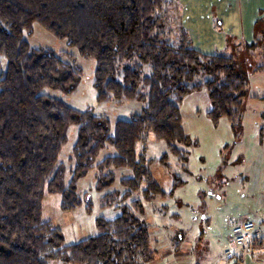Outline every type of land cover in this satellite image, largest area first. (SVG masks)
<instances>
[{"label":"trees","instance_id":"1","mask_svg":"<svg viewBox=\"0 0 264 264\" xmlns=\"http://www.w3.org/2000/svg\"><path fill=\"white\" fill-rule=\"evenodd\" d=\"M165 11L163 0H0V264H150L149 232L134 212L141 200L123 204L115 218H97L95 235L67 244L42 218L44 191L60 194L63 210L77 208V182L96 167L95 190L103 192L104 206L117 207L137 192L145 201L165 196L149 164L167 166L169 153L186 164L190 138L180 106L191 92L206 90L213 122L227 117L233 130L241 128L247 73L233 55L195 47L182 27L171 36ZM261 20L246 48L262 42ZM34 23L95 60L97 101L137 100L145 102L142 110L112 126L89 108L42 94L45 87L73 92L82 71L51 49L30 46L24 34ZM252 69L264 71V65ZM71 125L78 130L66 182L58 156ZM148 132L166 145L155 159L138 148ZM107 145L115 154L96 162ZM114 168L131 172L119 179L123 192L110 190ZM181 184L176 177L173 188Z\"/></svg>","mask_w":264,"mask_h":264},{"label":"rangeland","instance_id":"2","mask_svg":"<svg viewBox=\"0 0 264 264\" xmlns=\"http://www.w3.org/2000/svg\"><path fill=\"white\" fill-rule=\"evenodd\" d=\"M163 1L165 19L169 20L171 27L170 35L175 36L177 28L183 26L180 25L182 19L179 13L185 15L184 9L194 5L192 0ZM197 1L200 7L206 3V0ZM250 1L255 3L260 0ZM24 37L30 46L51 49L82 71L73 92L45 87L42 94L58 98L78 110L89 108L95 115L107 117L112 126L118 119L130 118L145 106V102L137 100L97 101L93 87L94 59L83 57L66 39L57 38L38 23H34L32 33L25 32ZM245 45V41L236 42L230 36L224 49V52L234 56L237 68L244 70L249 78L248 95L243 99L241 128L233 130L227 117L213 122L207 116L210 101L205 89L186 95L180 106L183 126L190 138L186 147V164L182 165L170 153L167 166L157 160L149 164L150 172L165 196L158 195L151 201H145L137 192L118 203L117 207L104 206L100 200L103 192L95 190L96 167L77 182V193L82 199V205L77 208L63 210L60 194L44 191L42 218L61 230L67 244L95 235L97 218H115L121 214L123 204L132 207V201L139 199L141 210L134 209V212L148 229L150 248L154 252L152 264H215L224 250L223 242L226 244L228 236L232 237L230 221L249 218L260 223L264 219L256 214L259 210L264 212V133L260 134L264 114L259 111L264 109V101L251 98L252 92H258L261 87L253 84L255 76L252 68L264 65V45L255 49ZM261 114L263 117L259 119ZM260 121L263 123L259 124ZM77 130L76 125L69 127L67 142L58 156V162L66 166V182L69 178L68 159L72 155ZM143 146L148 159H155L167 151L165 143L157 140L151 132L147 133L145 143L138 144L140 149ZM111 154H115V149L105 146L96 162ZM112 170L116 180L110 190L123 192L119 179L130 176L131 172L127 168ZM176 177L183 184L173 188ZM87 200L91 203L89 211L85 208Z\"/></svg>","mask_w":264,"mask_h":264},{"label":"crops","instance_id":"3","mask_svg":"<svg viewBox=\"0 0 264 264\" xmlns=\"http://www.w3.org/2000/svg\"><path fill=\"white\" fill-rule=\"evenodd\" d=\"M196 1L192 0L194 6L184 9L186 12L185 15L182 14V16L179 13L182 19L180 25H183L181 27L189 33L193 45L203 52L207 51V53H212L224 51L228 46V38L230 36L236 42L245 41V44L254 42L256 36H258L255 30L256 22L263 19L261 22L264 25V0L255 3L250 0H206V3L202 7ZM176 14L179 15L178 12ZM184 16L187 18L184 19ZM261 45H264V38L256 48ZM253 73L255 76L253 84L261 87L258 92H252V97H250L255 101H264V71L255 70ZM262 110L259 111L264 114V109ZM263 114L258 115V118L263 117ZM258 123L263 122L260 121ZM263 129L264 126L261 129V135L264 133L262 132ZM256 214L258 218L264 217L263 211L259 210ZM238 221H241V219L230 221V227ZM260 224L264 225V219L261 220ZM228 238L230 239L229 236ZM185 245L187 246L188 244L185 242ZM223 247L224 250L218 256L215 264H225L224 251L226 244L224 242ZM244 264H264V262L257 258H246Z\"/></svg>","mask_w":264,"mask_h":264},{"label":"built area","instance_id":"4","mask_svg":"<svg viewBox=\"0 0 264 264\" xmlns=\"http://www.w3.org/2000/svg\"><path fill=\"white\" fill-rule=\"evenodd\" d=\"M232 237L226 243L225 264H244L246 258L264 262V225L245 219L231 225Z\"/></svg>","mask_w":264,"mask_h":264}]
</instances>
